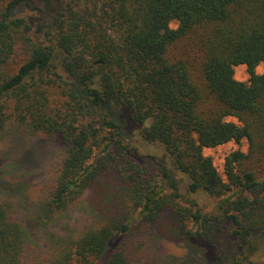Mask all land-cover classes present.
I'll list each match as a JSON object with an SVG mask.
<instances>
[{"label": "trees", "instance_id": "16d2710c", "mask_svg": "<svg viewBox=\"0 0 264 264\" xmlns=\"http://www.w3.org/2000/svg\"><path fill=\"white\" fill-rule=\"evenodd\" d=\"M0 3V140L61 137L45 222L98 193L95 217L48 229L46 246L0 200V264H157V232L203 243L212 264H264V0H61L52 14L33 4L31 17L14 14L30 0ZM191 35L199 81L170 54ZM17 45L25 59L9 72ZM240 64L247 81L235 78ZM126 110L150 122L143 138L166 148L169 166L144 162ZM243 140L248 151L226 154L223 174L204 152Z\"/></svg>", "mask_w": 264, "mask_h": 264}, {"label": "rangeland", "instance_id": "374dc122", "mask_svg": "<svg viewBox=\"0 0 264 264\" xmlns=\"http://www.w3.org/2000/svg\"><path fill=\"white\" fill-rule=\"evenodd\" d=\"M31 5H20L14 14L16 16H35L33 4L43 3L46 5L47 12L53 13L56 6L61 0H30ZM2 5L0 3V12ZM177 21L172 22V26L176 27ZM194 35L181 39L171 49V57L174 59L184 58L191 65V71L196 80H200V69L202 68V56L197 46L193 44ZM18 46V45H17ZM15 54L5 66L9 72L16 70V66L22 63L25 59V48L19 45L15 49ZM255 72L258 74L264 73V63H260L255 67ZM249 72L246 65L240 64L235 66V78L240 81H247L249 79ZM55 87L53 89V100H60ZM129 113V118L131 112ZM227 120L237 122V118L228 116ZM132 122V123H131ZM137 124L129 119L128 126ZM146 123H138L136 127L138 132L130 142L137 146L140 154L144 155V162H147L148 155H155L162 162L169 166L168 162L162 157L171 158L168 151L163 149L160 143H147L142 135V130L149 125ZM147 143L142 147L139 144L141 141ZM234 149H241L248 151V142L243 140L241 144L235 141H230L223 145L214 148H206L204 150L206 155L212 156L219 172L223 174V163L226 154ZM153 152V153H152ZM64 156V144L61 137H40L33 133H24L18 135H7L0 140V200L9 199L14 201L18 207L22 218L25 219L27 227L31 236L41 245H47L46 233L50 228H60L66 221H70L71 226L80 227L81 223L87 222L88 219L95 217L94 207L97 202V191L88 190L77 203L73 206V212L66 214L57 213L54 220H49L48 223L41 218V215L47 214V199L49 198L50 190L59 165ZM161 157V158H160ZM170 161V160H169ZM248 166L251 169H256L259 165L256 161L249 162ZM264 211V201H263ZM70 215V216H69ZM82 216L81 221L79 217ZM86 220V221H85ZM47 224V225H46ZM48 227V228H47ZM76 232V231H75ZM158 233V232H157ZM155 235L148 248L150 253L157 257V264H212V252L203 245V243L195 240H189L184 237L177 238L169 235H162L160 232ZM226 233L218 236V242L227 245Z\"/></svg>", "mask_w": 264, "mask_h": 264}]
</instances>
